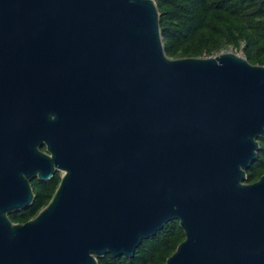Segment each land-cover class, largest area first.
I'll use <instances>...</instances> for the list:
<instances>
[{
    "label": "water",
    "instance_id": "water-1",
    "mask_svg": "<svg viewBox=\"0 0 264 264\" xmlns=\"http://www.w3.org/2000/svg\"><path fill=\"white\" fill-rule=\"evenodd\" d=\"M261 137L264 66L168 58L155 0H0V264L134 258L174 220L165 264H264Z\"/></svg>",
    "mask_w": 264,
    "mask_h": 264
},
{
    "label": "trees",
    "instance_id": "trees-1",
    "mask_svg": "<svg viewBox=\"0 0 264 264\" xmlns=\"http://www.w3.org/2000/svg\"><path fill=\"white\" fill-rule=\"evenodd\" d=\"M165 54L170 59L214 57L225 52L243 55L251 64L264 66V0H155ZM258 159L247 171L246 183L264 175V137L259 138ZM45 148H43L44 150ZM60 176L33 182L34 203L10 215L13 223L35 218L48 205ZM185 239L177 220L155 237L143 240L134 258L107 255L99 264H165Z\"/></svg>",
    "mask_w": 264,
    "mask_h": 264
},
{
    "label": "flooded vegetation",
    "instance_id": "flooded-vegetation-1",
    "mask_svg": "<svg viewBox=\"0 0 264 264\" xmlns=\"http://www.w3.org/2000/svg\"><path fill=\"white\" fill-rule=\"evenodd\" d=\"M45 150V149H44ZM56 175H59L60 176V181H61V178H62V174L60 173V172H57L56 174H55V176ZM54 176V177H55ZM54 179V178H53ZM35 181H38V179H34L32 182H31V185L33 184V182H35ZM38 182H40V181H38ZM59 184H60V182H59ZM59 186V185H58ZM32 188H33V186H32ZM34 191V190H33Z\"/></svg>",
    "mask_w": 264,
    "mask_h": 264
},
{
    "label": "rangeland",
    "instance_id": "rangeland-1",
    "mask_svg": "<svg viewBox=\"0 0 264 264\" xmlns=\"http://www.w3.org/2000/svg\"><path fill=\"white\" fill-rule=\"evenodd\" d=\"M239 55H241L240 53H238Z\"/></svg>",
    "mask_w": 264,
    "mask_h": 264
}]
</instances>
